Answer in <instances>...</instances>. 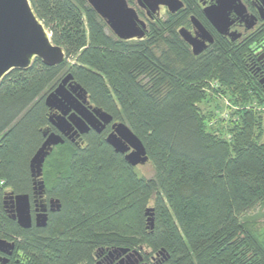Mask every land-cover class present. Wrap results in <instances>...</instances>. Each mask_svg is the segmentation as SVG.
I'll list each match as a JSON object with an SVG mask.
<instances>
[{
	"label": "trees",
	"instance_id": "16d2710c",
	"mask_svg": "<svg viewBox=\"0 0 264 264\" xmlns=\"http://www.w3.org/2000/svg\"><path fill=\"white\" fill-rule=\"evenodd\" d=\"M30 2L65 58L56 66L36 58L0 81V238L15 243L18 264H86L100 249L131 247L135 238L167 252L163 264H264L257 220L264 213L247 215L264 209L261 115L244 107L226 139L210 130L214 114L199 108L211 80L235 104L253 102L247 43H216L194 55L178 33L179 12L153 14L142 38L121 40L87 0ZM68 73L89 105L141 140L154 174L139 176L103 133L65 139L42 167L45 193L60 207L45 227L22 228L7 215L4 196L32 195L29 161L43 130L56 131L44 99Z\"/></svg>",
	"mask_w": 264,
	"mask_h": 264
},
{
	"label": "water",
	"instance_id": "95a60500",
	"mask_svg": "<svg viewBox=\"0 0 264 264\" xmlns=\"http://www.w3.org/2000/svg\"><path fill=\"white\" fill-rule=\"evenodd\" d=\"M137 5L146 10L151 18L158 15L161 6L170 13L182 8V0H135ZM264 1V0H263ZM91 8L106 22L111 32L121 40L142 38L145 35L146 23L139 18L136 9L127 0H87ZM235 10L242 16L244 8L239 0H216L215 5L205 9V13L218 32L229 36L232 40L239 34L229 32V10ZM249 26L252 18L244 14ZM199 29L200 38L192 36L185 28L179 29V35L189 44L194 55L200 54L206 42L213 39L202 25L194 18ZM36 58L47 66L59 65L65 58L63 47L53 43L51 33L35 13L30 0H0V81L13 69H26ZM72 75L66 74L58 85L44 99L45 105L53 111L49 121L56 131L43 130L44 140L29 161V169L33 178L34 196L43 195L45 185L42 179V167L53 147L64 143L65 139L74 141L80 135L88 133L92 128L101 132L112 116L99 108L88 104L85 90L72 81ZM114 131L106 136V142L117 153L124 155L126 162L135 167L148 162L146 149L141 140L123 122L113 125ZM50 211L58 210L57 199H51ZM4 208L9 217L22 228L45 227L47 209L44 203L35 204V218L31 216L30 196L27 193H8L4 196ZM146 228L153 229V208L147 207ZM14 243L0 238V250L11 254ZM127 251V248H118ZM7 259L4 258L3 262Z\"/></svg>",
	"mask_w": 264,
	"mask_h": 264
},
{
	"label": "flooded vegetation",
	"instance_id": "af4514ba",
	"mask_svg": "<svg viewBox=\"0 0 264 264\" xmlns=\"http://www.w3.org/2000/svg\"><path fill=\"white\" fill-rule=\"evenodd\" d=\"M182 2V8L175 12H179V15L183 17V21L179 26L178 31L181 28H185L192 36L200 38L201 32L194 24L192 18L196 19L213 39L212 42H206V47L202 52H205L216 43H223V45L225 44L231 49H234L235 46L240 43H247L248 58L246 66L249 70L252 81L255 83L254 89L256 92H260L264 95V1L239 0L244 8V13L241 17L236 14L235 10H229L230 25L228 26V31L239 34V36L234 40L227 35L219 33L217 28L211 23L205 13V9L215 5L216 0H182ZM164 8L166 9L165 12L168 11L166 7ZM143 10L146 13V10ZM244 14L252 18L253 24L251 26H249L248 21H246ZM187 45L191 53H193L191 46L189 44ZM116 122L118 121L112 118V120L105 125L101 132H96L92 128L88 132L93 131L98 134L103 133L105 134L106 139V136L114 131L113 125ZM33 193L34 191L32 189V195L30 196L32 218L34 219L36 215V212L34 211L35 204L40 203H44L46 206L48 216V212H52L50 211L49 204L51 198H48L45 192L43 195L36 196H34ZM7 215L9 214L7 213ZM8 241L13 242L11 240ZM134 242L135 244L131 247H121L127 248V251H121L118 249L120 247L111 246L100 249L93 255L92 259L89 260V263L86 264H163L169 256L167 252L162 250L152 251L148 247L137 246L136 238ZM18 257L20 256L15 251V243L11 254H7L6 252L0 250V264H18ZM4 258L7 259L5 262H3Z\"/></svg>",
	"mask_w": 264,
	"mask_h": 264
},
{
	"label": "rangeland",
	"instance_id": "374dc122",
	"mask_svg": "<svg viewBox=\"0 0 264 264\" xmlns=\"http://www.w3.org/2000/svg\"><path fill=\"white\" fill-rule=\"evenodd\" d=\"M129 5L134 7L139 15V18L142 19L146 24H148V17L143 9H141L135 0H127ZM165 8L161 7L158 11V17L161 19L166 18ZM179 27V26H178ZM178 30V28H177ZM70 63L73 62V59L69 60ZM210 90L207 91L206 99L199 104L200 111L203 114H209L212 112L214 114V118L208 121L209 125H211V129L215 133L223 130V137L229 139L230 133L227 131L228 127L231 125H235L239 123L241 117V111L244 107L249 108L253 107L254 110L258 111L262 118V129L259 134L260 138L259 142L264 143V95L258 92H250L254 97L253 102L248 105L234 103L233 99L230 98L229 93L226 88L222 85L218 80H211L209 82ZM256 91V90H255ZM239 120V121H238ZM226 130V131H225ZM135 171L139 176H143L145 178H150L154 174V170L149 163L144 165H137L135 167ZM264 213V209L257 207L253 212L247 214L248 216L259 215L261 216ZM259 224H263L264 218L260 217L257 219Z\"/></svg>",
	"mask_w": 264,
	"mask_h": 264
}]
</instances>
